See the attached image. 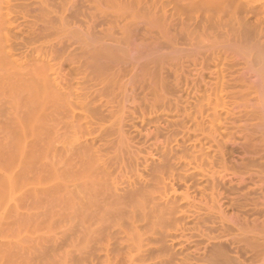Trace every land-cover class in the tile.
<instances>
[{"label": "rangeland", "instance_id": "obj_1", "mask_svg": "<svg viewBox=\"0 0 264 264\" xmlns=\"http://www.w3.org/2000/svg\"><path fill=\"white\" fill-rule=\"evenodd\" d=\"M10 1L12 10L15 11V13H12L13 15L15 14L14 17H16L14 21L15 24L18 22V25L24 23L28 25V27L22 25L23 27H21V30L18 29V31L16 29L17 27L13 29L18 39L15 38L17 42L16 40H12L11 49L15 46L12 52L14 51L15 57H18L17 60L19 59L16 65H18L20 71L25 72L34 68L36 65H53L57 69L59 68L61 76L63 74L64 77L70 78L71 80L73 79V84H80L79 86H82L81 83L86 86L80 77L83 76L84 73H88L87 76L91 77V81L94 80L92 84L94 82L98 88L102 84L104 88L106 87L104 89L106 91H103L102 85L99 89L94 85L98 90L102 89L96 92V88L94 87L95 89H92V87L91 89L95 90L94 93L88 88L89 94L91 93V96H89L86 91L87 88H85L84 94H86L87 97L89 96L90 99L94 97L93 101L95 100L98 103L101 100L102 102L106 101L108 99L107 96L110 99L108 102L113 99L116 104L118 103L117 105L114 103L115 105L112 107H114V110L119 111L114 114L112 119L110 118L107 120L106 118V120H104V123L108 122V125L118 120V122H116L117 125L114 123L116 125H114V127H119L121 129V134H124L121 135V143L124 144L120 143L119 149L122 150L118 152L122 154H118V158H116L115 161L117 163L112 165L114 166L113 177L115 176L117 181L120 178L127 181V163L134 160L133 157L138 160L135 159L136 162H130L129 169L131 172L129 173V177L131 178L133 177L132 174H135L136 177V172L138 171L146 175V171L150 167L156 166L159 163V157L162 156L160 151H163V149L166 150L165 145L162 144L165 143V133L169 134L175 132L171 130L175 127H173L175 123L167 128V125H169L168 123H170L167 118L169 120L175 118L173 121L176 122L179 120L175 125L179 124L178 126L181 127L182 132L179 127L176 128V126L175 129L180 131H176L177 135L176 132L169 134L171 136L174 134L176 135L173 137L177 138L176 140L171 137L172 142L175 143L176 141L180 142L183 140V144L180 142L183 146L182 150L180 149L182 156L184 155L182 154L184 152V147H189L188 145L193 143V141H197L196 143L201 144L202 147L204 146L203 149L208 153L211 161V164L209 162L206 166H209L207 167V169H209L207 173H209V171L212 173L207 175L212 176V178L215 176L213 181L217 182L216 184L213 183L215 184L214 186L217 185V188L214 187L215 189L212 191L215 192L216 189L219 191H216L218 195L216 194L215 197L213 196L212 198L215 200L218 214H215L217 213L215 212L216 208H212L214 213H212L211 216L213 217L215 214L216 216L214 217L218 216L217 218H213L214 220L212 217L211 219L206 218L203 222L200 221L201 219H198L200 222L197 221L196 224L195 219L197 218L194 217L196 215H189L193 213L189 207L190 212L188 211L185 213H189L187 215L188 218H186V216L184 221H182L183 223L181 222L183 226L187 227H183L184 231L181 232L178 230L176 233L180 241L175 238L176 241H173V243L170 240V242H167L168 238H166L167 240L166 242L164 241L163 247H161L162 249L157 244L158 241L155 243L152 241L153 243L150 244L151 248L148 247V250L151 251H148V254L146 253L147 255L145 254V258L144 252L139 255L136 251H132L133 254L128 253L127 255L128 251L126 250V245V249L124 245L121 246L123 244L121 238L122 234L120 235L121 237L119 234L117 235L120 237L119 239L115 238L118 242H120L121 239V245H118L119 243L113 239L115 235H113L114 237L111 240L107 232H103L105 233L104 235L101 233L104 236H102L103 240L99 232L95 234L98 235V238H101L99 240L100 242L97 241L98 238H95L97 236L93 235L96 241L93 242L94 240H90L91 242L89 243H92V245L87 243L88 246L85 245L84 239L81 240L84 234L81 231L84 230L82 228L84 227V222L81 221L83 219L79 217L81 215L78 213L80 208H76L77 210H75L73 207L67 208L63 206V204L62 206L61 204L60 206H55L52 202L48 201L49 198H46L47 195H49L50 199H53L50 196L51 191L49 192V190H52L53 183L52 179L49 180L50 176L47 177V175L45 176L42 172L40 174L39 170L35 168H33L35 169L34 171L38 172L37 174H40L41 177L39 175L38 178V176H36L37 174L32 172V170L29 171L30 173H23L22 176L26 173H35L36 175H34L36 178L40 179L44 175L43 179L47 178V181L46 179H42L43 181H41L43 183L39 180L38 184V179L36 181V178L33 177L32 174H26L27 176L23 177L21 174L18 176L19 173L17 172L19 171L21 173L22 170V164L17 165V163L22 161L18 158L19 155L16 158L18 152H13L11 150L12 155L15 153V156L8 154L5 159L4 152L2 154L1 151L3 150H1L0 182L5 183L3 186L2 183L0 184V186H2L0 187V264H127V260L129 261L128 264H130V262L131 264H162V262H164L163 264H175V262L176 264H198L203 255L206 253V255H208L209 249L211 250L210 253L213 251L212 248L214 244H220L227 254L229 253L228 256L232 255V259L234 257V259H236L237 256L238 258L234 260V264H237L238 262L236 263V261L238 260H241V264H264V5L262 6L264 0H225L226 2L223 0L224 5L222 0H219L222 7L220 3H217L218 0H214L217 5L212 2L215 6L213 5V7H211L212 5L207 4V6H209L208 8L202 0H199L200 5L197 3L198 0L197 2L195 0ZM237 1L239 2L237 4H244L235 9ZM246 1L252 2L250 3L252 5L251 7H249L250 4L248 3V9L249 13H252L251 15L248 13V9L247 11H242L245 10L244 8H247ZM192 4L197 5L193 6ZM203 4L205 6H203ZM225 5H227V7ZM257 7L258 10H262V13L257 10ZM218 8L220 10L219 12ZM232 10L233 12H231ZM254 12H256L257 16ZM228 13L230 14L229 16ZM237 15L239 16L237 17ZM243 15L245 16L244 18H242ZM230 16L234 17L230 19ZM236 17L238 18L237 21H235L237 19ZM240 18H242L241 21H239ZM224 19L229 21L224 22ZM256 20L261 22L258 23L259 26H256ZM209 21L211 23H209ZM243 22H245L244 25L246 26L244 27L243 25L244 28L241 26ZM247 22H249L248 25ZM223 23H228L227 25L229 27ZM232 24L233 26H231ZM223 25H225V27ZM260 25H263V28H260ZM247 27L248 29L250 27L251 29H255L253 33H256L253 34L251 32L253 29H250L251 34L247 35V31L244 30ZM217 74L220 76L223 75V78L221 77L219 79V75ZM63 76L62 78H64ZM218 79L222 80L219 81ZM221 85L222 87L220 88ZM79 89L80 88H76V90ZM82 89L83 87L79 90V94L81 92L83 93ZM108 91L110 93H108ZM106 92L108 95L103 94ZM82 93L79 95V98L85 99ZM5 94L8 95V92ZM215 94L219 97H215ZM3 95L4 94L0 93V110L2 108V110L7 109L5 107L9 106L7 97ZM98 95L100 97H98ZM103 95H106L107 99L103 98L105 97ZM207 95H210L209 99ZM220 95L223 98L220 97ZM213 97L215 99L217 98L216 100H220L219 102L217 101V104L222 103L221 105L219 104L218 108L216 100ZM98 98L100 100H98ZM213 99L215 100L214 102ZM209 100L211 101V105L214 103V106H216L217 110L216 108L215 110L219 113L221 112L218 118L217 112V114H214L215 111L213 114H210L209 112L211 110H207L210 116L216 115L218 119L223 117L225 119L226 117V120L221 119L223 122L226 121L225 123L220 120L223 126L225 124L224 128L221 124H216L219 121L214 123V127L215 125L220 126V129L219 127L218 129L216 128L217 132L215 133L214 131L216 130L213 129V131L210 129L211 126L209 127L210 131L206 126L214 122H209L208 118L211 119L212 116H206L208 113L205 111L206 109H203L205 107H202L203 110L199 109L202 104V106H208V109ZM221 100L223 102H221ZM200 102H202V104ZM110 103L111 102H109V104ZM168 103L171 106L168 105ZM174 103L177 104L175 105ZM164 105H167V108ZM175 108L176 110H174ZM184 108L190 115H187V113L185 116V111H183ZM196 108L201 110L202 115L206 112L205 116L200 115V112L197 111ZM198 115L202 117L200 118ZM221 115H223V117H221ZM187 116L189 118H187ZM192 116L194 118H192ZM203 117L205 120L202 119ZM199 118L204 120H199V122H202V125L205 124L206 127H204L208 129V131H206L207 133H202L206 130L203 126V131L202 128L196 130V128L201 127V124L198 126L197 123L199 122L196 123L193 119L198 121ZM213 118L211 120L215 119ZM205 121L206 123H204ZM164 122H168L167 125L164 124ZM157 123L160 124V126H158ZM193 123H196L198 127L195 126L194 128L195 124L193 125ZM153 124H156L157 130L159 129L158 127L162 129L165 128L163 129L165 132L163 131L162 135H160L157 130H154L155 126ZM181 124H183V127H186V129L182 128ZM164 125L166 126L162 127ZM189 125H193V128ZM28 127L29 126L25 127L26 140L28 144H30L31 136L29 135H31V128ZM135 127H137V129ZM28 129L29 131H27ZM162 129H160V131ZM183 129L184 131L186 130L184 132L185 134H190L189 137L187 134H182ZM87 131L89 130L87 129ZM153 131H155V133L157 132L158 135L156 134L157 136H155ZM92 132L93 131H91V133ZM85 133L88 137V132ZM85 133H82V135H85ZM2 134L1 132L0 140L3 138ZM95 134L96 133H94V135ZM94 135L92 134L91 137ZM169 135L167 136L168 138ZM16 136L17 138L21 137L19 135ZM163 136L165 138H163ZM147 138L149 139L147 140ZM170 139H167V141ZM192 139L195 140L191 141ZM96 140L99 141V139ZM96 140L94 142L95 144L100 143ZM130 142H132V145ZM179 142L173 143L172 148L170 146V150H178V156H180L179 148H181ZM171 143H169V145ZM135 144L138 147H135ZM167 144L168 143H166V145ZM169 145L167 146V150L169 149ZM102 152L104 153L105 151ZM128 152L132 154L129 155ZM172 152L174 157L177 153L174 151ZM109 153L111 154V152ZM107 156L108 159L111 157V155L109 156L108 154ZM176 156L174 158H177ZM173 157L171 158L172 160H170L176 162L177 159L175 160ZM46 158L49 159L46 155L45 159L41 158L43 159L41 160L42 162L39 161L41 163L44 162L41 164L42 166L47 161L49 162ZM142 159L144 160L142 161ZM120 161H123L122 164L126 162V165H123V167H126V171L125 168L124 170L122 169L123 171L121 170L122 164ZM116 164L118 166L121 165L119 166L120 168L116 166ZM148 164L149 166L146 167ZM150 164L152 166H150ZM206 166H204V169H206ZM20 167L21 169H19ZM118 168L122 172L119 171ZM124 172L126 173V179L122 178L124 177L122 175ZM118 173L120 174L118 175ZM8 177L12 179L9 180L7 179ZM8 180L11 184L8 183ZM70 180L72 181V178H70ZM48 181H52L51 184ZM175 181L174 183L178 187H175L177 191L173 190V192L176 191V193L179 194L173 193L171 189L169 195L173 193L172 196H175L176 200L177 198L180 199L182 202L177 200L179 205L184 206L187 202L185 201L186 199L183 200L184 193H189V195L193 197L190 198L189 196V200L193 199L197 202L198 195L191 192L194 191L191 187V190H189L190 188L183 186L184 183H182L181 180L180 184L178 179L176 182ZM189 181L188 184H190ZM44 185H47V188ZM48 186H51V188ZM184 187L188 189L185 190ZM43 188L46 190L50 188L48 192L45 190L48 194L43 191ZM75 190L78 191L77 188ZM208 190L210 196L214 195V193H210V189ZM34 191L36 193L38 192L37 194L39 196H37V198L34 197L36 195ZM41 191L44 192L43 196ZM179 191L181 193L183 192V195ZM191 193L194 194L197 199H194ZM77 194L78 193H76V195ZM40 196L43 198L40 199ZM78 196H80V194ZM78 196L75 197L77 198ZM75 200L76 204L79 206L78 200ZM209 200L211 199L208 198L207 203L211 204ZM206 201L200 200L201 205ZM53 202L57 201L53 199ZM44 204L46 206H44ZM212 204H214V201ZM65 205L67 206L68 204ZM69 205L71 207V204ZM209 207L213 206L210 205ZM203 208L207 207L203 205ZM127 222L128 221L124 222L126 227L129 224V222ZM27 223L30 224L27 225ZM194 224L197 225L196 229L193 228L196 227ZM117 232L119 231H117L116 228L115 233ZM178 232H180V234ZM108 240H111V242ZM113 240L114 243L116 242L117 248H123L121 251L117 249V251L120 252H114V250H116L115 247L113 250H111V247H108V245L114 246V244L111 245ZM36 242H38V244L40 243V248L37 250L38 244H36ZM82 243H84L83 245L85 246H82ZM169 243H172L173 247H171L172 244L169 246ZM31 244L37 245V247H35L36 245L34 246V249L38 251L34 252L36 256L32 253L34 249H31ZM153 244H157L159 247L153 248ZM167 245L168 248L166 247ZM86 246H92V248L89 247L90 251ZM155 248L161 249L162 252H157L158 250ZM169 248L170 250H168ZM124 251L126 252V256H124ZM115 253H118V255H115ZM141 254L143 258L139 257ZM136 255L139 256L136 257ZM169 255H171V257ZM133 257L136 258L134 259ZM183 257L184 259L186 257L185 261L188 263H184ZM205 257L206 256L203 258ZM179 259H182L181 262ZM135 260H138V262ZM205 260H207V258ZM240 262L238 264H240ZM204 263L205 261L201 264Z\"/></svg>", "mask_w": 264, "mask_h": 264}, {"label": "bare ground", "instance_id": "obj_2", "mask_svg": "<svg viewBox=\"0 0 264 264\" xmlns=\"http://www.w3.org/2000/svg\"><path fill=\"white\" fill-rule=\"evenodd\" d=\"M195 1L197 2V0H195ZM202 2H204V4L206 6H207V4L212 5L211 7H213V5H214L212 3V2H214V0H211V2H210V0L209 1H206V0L203 1L202 0ZM222 2H223V0H222ZM192 3H195V2H192ZM197 3H199V0ZM214 3L216 4V1ZM217 3L218 4L220 3V5H221V2H219V0L217 1ZM237 3H239V2L238 1L236 2V5H235L236 8L235 9H237V7H240V5L242 6L244 4V3H242V4H237ZM248 3L250 4L252 2L248 1L246 3L247 8H244L245 10H242V11H247L248 6H249ZM204 4H203V6H205ZM192 5L196 6L197 4L196 5L192 4ZM199 5H200V3H199ZM220 5H219V7H220ZM223 5H224V2H223ZM254 5H255V3H254ZM263 5H264V2H262V6ZM11 6H12V4H11L10 0H0V93L4 94L3 96H6L7 101H9V103L7 102L9 104V106L5 107L7 109L2 110L3 109L2 108L0 110V130H1L0 133L1 132L3 133L2 134L3 138H2V140H0V148H1L0 151L3 150L1 152H2V154L4 152V155H5V156L3 155L4 158L8 154L12 155V151L18 152V154H16V158L19 155L18 158H20V161L22 160L21 162L17 163V165L22 164V166L20 165L22 167L21 173L19 171L17 172V173H19V175L16 173L18 176H20V174L22 176L23 173L29 172L30 170H32V172H35L37 174L38 172L34 171L35 169L36 170L38 169L40 174L42 172L45 176L46 175H47V177L50 176L49 180L52 179V181H53L52 190H49L51 188V186H48L50 188H48L47 190L43 188V191L45 193H47L48 190H49V192L51 191L50 192L51 198H53L54 201H57L59 204L57 202H53V199H50V197H49V195H47L48 194L47 193L46 195L48 197L46 196V198H49L48 201L52 202L55 206L56 205L60 206V204L62 206V204H63V206H65L67 208L73 207V209H75V210H77L78 208L81 209V211H80V209L78 210V213H79V215L80 214L82 215V217H81V215L79 217L82 218L83 220H81V219L80 220L84 222V223L82 222L84 224V227H82L84 230H81V231L84 234L82 235L83 237L81 238V240L84 239L85 245H87V244L92 245V243H89V242H91L90 240H92V241L94 240L93 242L96 241L95 238H98V235H95V234H98V232H99V235L103 232H107L108 237H110L111 240L114 237L113 235H115V237L113 238L115 240V238L119 239L121 237L120 235L122 234L121 238L123 240L122 241L123 244L122 245L120 244L121 239H120V242H118L117 240H115V241H117L119 243L118 245H121V246L124 245V248L126 245L127 249L126 248L125 249L128 251L127 255H128V253L131 254L132 251L133 252L136 251L139 255H140V253L144 252L143 254H144V258H145V254L146 253L148 254V251H151V250H148V247L151 248L150 244L153 243L152 241H154V243L156 241H158L157 244L161 248V247H163L164 241L166 242V240H167L166 238H168L167 242L171 241L172 243H173V241H176V239L179 240L176 233L178 230L181 232L184 231L183 227H187V226H183L182 221H184L185 217L189 214V213H187V214H185V213L188 212L190 210V208L193 211V213H191L189 215H191V216H192V214L196 215V216H194L197 218V219L194 218L196 220V222H195L196 224H197L198 219L199 220L201 219L200 220L201 222H203L204 219H206V218L211 219V217H212L211 215H212V213H214L213 209H215V208H216L215 212H217L215 214H218L217 207L215 206V200H213L212 198H213V196L215 197V195L217 194L216 191H219V190L216 189L215 192L212 191L213 189H215L214 187L217 186V185L214 186L217 182L213 181L214 180L213 178L215 176H213V178H212V176L207 175V174L212 173L211 171H209V173H207V171L209 170V169H207V167H209V166H206L207 163L209 164V162L211 164V161H210V157H209L208 153L203 149L204 146L202 147L201 144L196 143L197 141H193L195 139H192L191 141H193V143L188 145L189 147H184V149H183L184 152L182 151L183 152L182 154H184V155L182 156L180 153L182 150V147H183L182 146L183 140H182V141H180L182 144L179 141H176V142H179L181 144V146H180L181 148H179V150L181 149L179 151L180 156H178L179 155L177 153L178 150H170V146L172 148L173 147L172 144L174 143V142H172V138L177 135L176 131L178 129H175V127L176 126H177L176 128L179 127L178 126L179 124L175 125L177 122H179V120L176 119L177 120V121L175 120L176 122L173 121V119H175V118L172 119L170 117L171 119L169 120L166 117L168 122H170V123L167 122L169 125H167V123L164 122V124L167 125V128H169L168 126H170V125L172 126V124L175 123V124H173V127L175 126L173 128L174 130L171 129V127H170V129L172 131H175L176 135L175 134L172 136L169 135V134L175 133V132H172L170 129L169 130L172 133L168 132L169 134H167V133H165V135L163 134L164 136H166V139H164L165 143H162V144L165 145L166 150H164V149H163V151L161 150L164 147H162L160 149L161 150L160 154L162 156L157 154L160 156L159 157L160 160L156 166H153L150 168L148 167L150 170L148 169L146 171V175H143L142 173H139L140 171H138V172H136L137 178L135 177V174L134 175L132 174L133 177L131 178V177H129L130 176L129 173L131 172V170L129 169L130 168L129 165L132 163V161H135L136 158L133 157L134 160L129 161V163H127L128 164L127 165L128 166L127 167V169H128L127 181H124L121 178L119 179L118 177L117 178L119 180L117 181L115 176L113 177L114 166H112V165L117 163L115 161H116V158H118V154H119L118 152L122 150V149L121 150L119 149V145L122 142V140H121L122 136L121 135L123 133L121 134V131H120L121 129L119 127L118 128L116 127L118 130L114 127L116 122H118L117 119H116L117 120L116 122L114 121L113 124L111 122L109 125H108V122L104 123V120H106V118H107V120H109L110 118L112 119L114 114H116L117 111H119V110H114V107H112L116 103L113 101V99H111V101H109V102H111L110 103L111 105L109 104L108 100H110V99L108 96H107L108 99L106 98V95H108L107 92L103 93V94H106V95H103V96H105L103 98L107 99L104 102H102V100H101L98 103L95 100L93 101L94 97L91 99L89 98V96H91L90 95L91 93L89 94L88 88L91 89L93 87L92 89H95L96 87L98 88V86L96 84H94V82L92 84V81H94V80L91 81V77L87 76L88 73L87 74L84 73L83 76L80 77L82 79V82L84 81L86 86L83 83H81L82 86H79L80 84H73V79L71 80L70 78H66L63 76V74H62V76L64 78H62L59 68L57 69L53 65H49V64H47V65L44 64V65H39V66L36 65L37 67L35 66L34 68H31L25 72L20 71L18 69V65H16V62L19 59L17 60L18 57H15L16 55L14 54V51L12 52V50H14L15 46L13 47V49H11L12 48V43H11L12 40L18 39V38H16V34L14 33L13 29H15L17 27L16 29L18 31V29L21 30V27H23L22 25H24V26L26 25L25 27H28V25L25 23L22 25H20V24L18 25L17 21H16L17 24H15L14 21L16 20V17H14L15 14L14 15L12 14V13H15V11L12 10ZM225 6L227 7V5H225ZM251 6L252 5L250 4L249 7H251ZM208 7L209 6H207V8ZM221 7H222V5H221ZM226 7H225V9H226ZM216 9H217V6H216ZM220 9L224 10L223 8H220ZM222 10H221V12H222ZM227 10H228V8H227ZM257 10H258V7H257ZM219 11L220 10L218 8V12ZM258 11L259 12L261 11L260 13H262V10H258ZM231 12H233V10ZM251 12H252V10H251ZM225 13H226V11H225ZM248 13H249V9H248ZM254 13L257 16L256 12H254ZM229 15L230 14L228 13V16ZM235 16H236V14H235ZM238 16L239 15H237V17ZM247 16H249V15H247ZM218 17H220V16H218ZM231 17H234V16H230V19H231ZM244 17L245 16L243 15L242 18H244ZM242 18H240L239 21H241ZM22 19H24V18H22ZM221 20H222V18H221ZM237 20H238V18L235 21H237ZM258 20H256V24H257L256 26H259L258 23L260 21H258ZM22 21L24 22L25 20H22ZM226 21L228 22L229 20H225L224 22H226ZM222 22H223V20H222ZM209 23H211V22L209 21ZM244 23L245 22H243V24H241L242 27H243ZM248 23L249 22H247V25H248ZM223 24H226V23H223ZM223 26L225 27V25H223ZM231 26H233V24ZM254 26H255V24H254ZM227 27H229V26L227 25ZM236 27L238 29L237 25H236ZM244 27H246V26L244 25ZM243 28H242V30H243ZM260 28H263V25H260ZM250 29H251V27L249 29H248V27L244 29L247 31V35L251 34V32L253 33L255 30L252 28L253 30L251 29L252 30L251 31ZM258 29H257V31H258ZM255 33H253V34H255ZM259 34H260V32H259ZM261 35H262V32H261ZM256 36H257V34H256ZM256 36H255V38H256ZM259 37H260V35H259ZM16 42H17V40H16ZM48 71H50V72H48ZM217 75H219V74H217ZM221 77L223 78V75H221V76L219 75V79ZM71 78H73V77H71ZM221 80H219V81H221ZM70 81H72V82H70ZM97 84L100 85L99 83H97ZM94 85H96V87ZM101 85L99 86V88L101 87ZM82 87H83V89H82L83 93L82 92L81 93H82L83 97H85V99L82 97H81L82 99L79 98L80 97L79 95H81V93L79 94L78 92H80L79 90H81ZM102 87H103V91H106V90H104L106 87L104 88L103 85H102ZM218 87H219V85H218ZM221 87H222V85L220 86V88ZM76 88L77 89L80 88V89L76 90ZM85 88H87V90ZM97 88H96V92L99 89V88L98 89ZM223 88H224V86H223ZM90 89H89V91H90ZM84 90H86L87 93L89 94L88 97L86 96V94H84L85 93ZM100 90H98V92ZM92 91L95 93V90H92ZM6 92H8V95L5 94ZM108 93H110V92L108 91ZM98 94H101V93H98ZM93 96H95V95H93ZM207 96H208L207 98L209 99L210 95H207ZM98 97H100V96L98 95ZM215 97H219V96H217V94H215ZM220 97H222V96L220 95ZM4 99H6V98H4ZM214 99H213V102L217 98L215 100ZM96 100H97V98H96ZM98 100H100V99L98 98ZM176 100H175V102H176ZM222 100H221V102H223ZM201 101H202V99H201ZM217 101L219 102L220 100H216V104H217ZM200 103L202 104V102H200ZM203 103H204V101H203ZM210 103H211V101L209 100L208 105H209L210 109L209 108L207 109L208 106H202L203 104L202 105L200 104L201 107L199 109H202V107H205L203 109L204 110L206 109L205 110L206 112H207V110H209V111L211 110L210 112L208 111L210 114H213L215 111L214 114L218 113L217 116L219 118V116H220L219 114L221 112L219 113L216 110H217L219 104L221 105L222 103H218L217 108H216V106H214V103L212 104L213 106ZM161 105H163V104H161ZM168 105H170V104L168 103ZM205 105H206V103H205ZM164 106L166 107L167 105H164ZM170 106H169V108H170ZM211 106H212V108H211ZM197 107H198V105H197ZM112 108H113L114 112H113ZM169 108H168V110H169ZM215 108H216V110H215ZM115 109H118V108H115ZM194 109H195V107H194ZM196 109H197V111L200 112V115H202L201 110H198V108H196ZM174 110H176V108ZM21 111H23V112H21ZM183 111H185V108L183 109ZM19 112H21V113H19ZM206 112H204V113L206 114ZM223 112H225V111H223ZM169 113H170V111H169ZM187 113L188 112L185 111V113H184L185 116ZM209 113H208V115L206 114V116H209V117L212 116L211 119L214 117L216 120L214 118H213L214 120H211L210 118H208L209 122H212V121H214V122L208 124L209 126L208 125H206V126L208 127V129L211 126L210 129L216 130V131L213 130L215 133V132H217L218 127L220 129V126L215 125V127H214L213 126L214 123L219 121L216 124H221L223 126V124L221 123L223 121L221 119L226 120V117L224 119L223 115H221V117H223V118L218 119L216 115L210 116ZM205 114H203V115L205 116ZM187 115H190V113H188ZM202 116L198 115V117H200V118ZM124 118H126V117H124ZM187 118H189V117L187 116ZM192 118H194V117L192 116ZM200 118L198 119V121H196V119L195 120L193 119V121L197 123V122H199V120L204 119V117L202 119H200ZM189 120H191V119H189ZM204 120H202V121H204ZM220 120H221V122H220ZM206 121H208V120H206ZM206 121L204 123H206ZM119 122H120V120H119ZM130 122H132V121H130ZM225 122H223V123H225ZM180 123H181V121H180ZM196 123H193V125L195 124L194 128L197 125L199 126L202 122L197 123V125H196ZM121 124H122V122H121ZM125 124H126V122H125ZM185 124H184V126H185ZM166 125H164L162 127H165ZM181 125H182V128H184L183 124H181ZM27 126H29L28 128H31L30 129L31 135H29V136H31L32 139L30 138V144H28V142L26 140L25 127H27ZM154 126H155L154 130H157L156 124ZM158 126H160V124H158ZM192 126H190V127H192ZM202 126L204 129H206L205 132L203 131ZM204 126H205V124L204 125L201 124V127L196 128V130L199 128L200 129L202 128V131H203L202 133L203 134L207 133L206 131H208V129L205 128L206 126L205 127ZM224 127H225V124H224L223 128ZM135 128L137 129V127H135ZM158 128L159 129L157 131L159 132L160 135H162V132L163 131L165 132V130H163L165 128H163V129L160 127H158ZM85 129H86V131H85ZM87 129L89 131H87ZM90 129H91V131H93L92 133H91ZM122 129H124V128H122ZM138 129H140V128H138ZM160 129H162V130L160 131ZM179 129L181 130V127H179ZM184 129H186V127ZM184 129H183L182 134H185L184 132L186 130L184 131ZM210 129H209V131H210ZM221 129H222V127H221ZM180 130H178V131H180ZM27 131H29V129ZM188 131H189V128H188ZM190 131H192V130H190ZM193 131H194V129H193ZM85 132H88V137H87V134ZM123 132H125V131H123ZM137 132H140V131H137ZM153 132H154L155 136L158 135L157 132L156 133H155V131H153ZM181 132H182V130H181ZM82 133H85L86 136L82 135ZM94 133H96V134L94 135ZM92 134L94 135L93 137H91ZM193 134H191V135H193ZM196 134H197V132H196ZM16 135L21 136V137H19L20 139L17 138ZM168 135H169V138L167 137ZM185 135H184V137H185ZM187 135L189 137L190 134H187ZM128 136H126V137H128ZM164 136H163V138H165ZM0 137H1V135H0ZM192 137H194V136H192ZM144 138H145V136H144ZM96 139H99V141ZM123 139H124V137H123ZM148 139L149 138H147V140ZM159 139H160V137H159ZM167 139H170L172 143L170 142V140L167 141ZM173 139L176 140L177 138H173ZM182 139H183V135H182ZM206 139H207V137H206ZM95 140L97 142H100V143L95 144L94 143ZM126 140H127V138H126ZM135 140H136V138H135ZM128 142H129V140H128ZM130 143L132 145V142H130ZM166 143H168V144L166 145ZM169 143H171V144L169 145ZM98 144H100V145H98ZM121 144H124V143H121ZM128 145H125V146H128ZM164 145H162V146H164ZM168 145H169V147H168L169 149L167 150ZM186 146H187V144H186ZM135 147H138V146H136V144H135ZM130 148H132V147H130ZM174 148H175V146H174ZM127 149H128V147H127ZM133 149H135V148H133ZM137 149H139V148H137ZM102 151H105V152L103 153ZM125 151H126V149H125ZM172 151L177 153L176 154L177 156L175 155L177 158H174L175 156L173 157ZM109 152H111V154ZM135 152H137V151H135ZM48 153H49V156H48ZM146 153H147V151H146ZM45 154L47 155V157H49V159L46 158L47 160H49V162L46 160L48 163L45 161L47 164L45 163L42 166L41 164H43L44 162L41 163L42 162L41 160L45 159V157H46ZM107 154L109 156L111 155V157H109V159H108ZM121 154L122 153H120L119 155H121ZM128 154L131 155L132 153L128 152ZM133 154H134V152H133ZM103 155H105L106 157ZM135 155H132V156H135ZM155 155H156V153H155ZM12 156H11V158H12ZM172 157L175 160L177 159L176 162L171 161ZM8 158H9V156H8ZM41 158H43V159H41ZM138 158H139V156H138ZM136 160H138V159H136ZM143 160L144 159H142V161ZM39 161H41V162H39ZM123 161H120L121 164ZM137 162H139V161H137ZM156 162H155V164H156ZM118 163H119V161H118ZM123 165H126V162H124V164H122V167H121V170L122 169L124 170V168H125V171H126V167H123ZM116 166H118V165L116 164ZM119 166H121V165H119ZM143 166H145V165H143ZM147 166H149V164L146 165V167ZM150 166H152V165L150 164ZM204 166H206V169H204ZM11 167H12V165H11ZM21 167L19 169H21ZM33 168H35V169H33ZM116 168H115V170H116ZM119 168H118V170L121 171ZM46 172H47V174H46ZM120 173H118V175ZM26 174L23 176L28 175V174L27 175ZM31 174L33 177H35V175H36V174L34 175L33 173H31ZM31 174H29V175H31ZM40 174H37L36 176H38V178H39ZM125 174H126L125 172H124V174H122L124 176L122 178H124V179H126ZM211 175H213V174H211ZM43 176L40 179L35 177L36 181L38 179L37 183L39 182V180L41 181L43 179ZM11 177L10 178L8 177L7 179L11 180L12 179ZM40 177H41V175H40ZM35 178H33V179H35ZM70 178H72V181L70 180ZM45 179L47 181V178H44L43 180H45ZM175 179H176V181L178 179L179 184H180V180H181L182 183H184L183 186H186L188 188L191 187L194 190L191 192L192 193L194 192V193H196V195H198L199 201L196 200L197 202H195L193 199L189 200L188 199V197L190 196L189 193H184V195H185L184 196L182 194L183 192L182 193L180 192L181 191V189H180L179 192L183 195V200L186 199L185 201H187V202L184 206L179 205L178 201L180 199L177 198V200H178L177 201L176 197L172 196V194L174 192L176 193V191H177L175 189V187H178L174 183ZM52 181H48V182H50V184H51ZM188 181L190 184H188ZM1 183L3 186L5 182H0V184ZM8 183H10V181ZM8 183H7V185H8ZM213 183H215V184H213ZM191 184L194 188L191 186ZM2 186H0V187H2ZM44 186L47 188V185H44ZM76 188L78 191L75 190ZM179 188H181V187H179ZM188 188H186V189H188ZM191 188L189 190H191ZM184 189H185V187H184ZM208 189H210L211 190L210 193H214V195L211 194L212 196H210ZM170 190L172 192H173V190H176V191H174L171 195H169ZM185 190H182V191H185ZM44 192L41 191L42 196H43ZM75 192L78 194L76 195ZM35 193L36 192L34 191V194ZM37 193L35 196L33 195L36 198H37V196H39ZM74 194H75V196H78L80 194V196H78L80 199L78 197L76 198L74 196ZM176 194H179V193H176ZM53 195H54V197H53ZM192 195L194 196V194H192ZM44 196H45V194H44ZM178 196H180V195H178ZM191 197L192 196H190V198ZM207 197L212 200V201L209 200V202H211V204L210 203L209 204L213 207H209L210 205L207 203V201H208ZM39 198L41 199L43 197L40 196ZM195 198H196V196H194V199ZM206 198H207V201H206ZM216 198H214V199H216ZM75 199L78 200L79 206L76 204ZM200 200H203L206 202H204L201 205ZM44 201H45V199H44ZM213 201H214V204H212ZM50 202H47V203H50ZM39 203H40V201H39ZM55 203H57V204H55ZM64 203L68 204V205L71 204V207H70V205L66 206ZM205 203H207V204H205ZM75 204L77 205V207ZM52 205H51V207H52ZM74 205H75V207H74ZM200 205H201V207H200ZM203 205H204V207H207V208H203ZM44 206H46V205L44 204ZM185 206H186V208H185ZM51 207H50V209H51ZM79 211L82 213H80ZM215 214H214V216H216ZM214 216L212 217V219L218 217V216L217 217H214ZM186 218H188V216ZM125 221L129 222L127 227H126V225H124ZM200 221H198V222H200ZM29 224L27 223V225H29ZM195 226L196 227H193V226L192 227L196 229L197 225H195ZM116 228H117V231H119L117 233H115ZM188 229H190V228H188ZM173 230H174V232H173ZM187 231H189V230H187ZM82 232H81V234H82ZM178 233L180 234V232H178ZM104 234L105 233H103V235ZM118 234L120 237L117 236ZM93 235L97 236V237L94 238ZM103 235L101 234L100 236L102 237ZM103 237H102V240H103ZM152 238H154V239H152ZM100 239L101 238H98L97 241H99ZM111 240L110 241L108 240V241L111 242ZM114 240L111 243V245L114 244V246L112 247V246L108 245V247H111L112 248L111 250L116 248V250H114V252L115 251L120 252L121 249H123V248L121 246H120L121 249H119V247L117 248L116 242L114 243ZM84 243H82V246H85V245H83ZM172 243H169V246H171L170 244H172ZM36 244H38V242H36ZM36 244H31V246H30L31 249H34L35 247H37ZM39 244H38V248H36V250L40 248ZM157 244H155V245L153 244L154 246L152 245V247L153 248L157 247L158 246ZM102 246H103V244H102ZM213 246H214L212 248L213 251L211 253H210L211 250L210 249L208 250V255L209 254L210 255L209 256L206 255L207 253L205 255H203V257L204 256H206V257L205 258L202 257V259L199 260L198 264H201L204 261H205L204 264H234V260H236L238 258L236 256V259H234L235 257L232 259L231 258L232 255L228 256L229 253L227 254L225 249L220 244H218V245L214 244ZM86 247H85V249H86ZM89 247L92 248V246H89ZM89 247H87V248L90 251ZM166 247L168 248V245ZM171 247H173V244ZM117 249H119L120 251H117ZM155 249L158 250V251L156 250L157 252H162V250H161L162 248L161 249L155 248ZM36 250L35 249H34V251L32 250L33 255H34V252H38ZM106 250H107V248H106ZM159 250H161V251H159ZM168 250H170V248ZM116 254L118 255V253H115V255ZM121 255H122V253H121ZM139 255H136V257H138ZM171 255H169V256L171 257ZM174 255H175V253H174ZM34 256H36V254ZM119 256H120V254H119ZM124 256H126V252H125ZM139 257H142V254ZM206 258H207V260H205ZM125 259H126V257H125ZM185 259H186V257H185ZM185 259L183 257L184 263L187 262V261H185ZM203 259H204V261H203ZM181 260H180V262H181ZM135 261L138 262V260H135ZM240 261L241 260H238V261H236V263L237 262L239 263ZM91 262H92V260H91ZM128 262L129 261L127 260V264H128ZM163 263L164 262H162V264ZM167 263H168V261H167ZM124 264H126V263H124ZM130 264H131V262H130ZM155 264H157V263H155ZM175 264H176V262H175ZM240 264H241V262H240Z\"/></svg>", "mask_w": 264, "mask_h": 264}]
</instances>
